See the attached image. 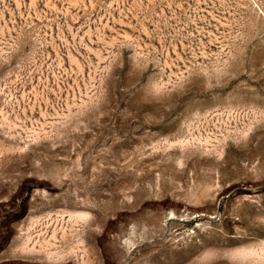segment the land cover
Here are the masks:
<instances>
[{"label": "rangeland", "instance_id": "rangeland-1", "mask_svg": "<svg viewBox=\"0 0 264 264\" xmlns=\"http://www.w3.org/2000/svg\"><path fill=\"white\" fill-rule=\"evenodd\" d=\"M0 264H264V0H0Z\"/></svg>", "mask_w": 264, "mask_h": 264}, {"label": "bare ground", "instance_id": "bare-ground-1", "mask_svg": "<svg viewBox=\"0 0 264 264\" xmlns=\"http://www.w3.org/2000/svg\"><path fill=\"white\" fill-rule=\"evenodd\" d=\"M239 256H241V255H239Z\"/></svg>", "mask_w": 264, "mask_h": 264}]
</instances>
